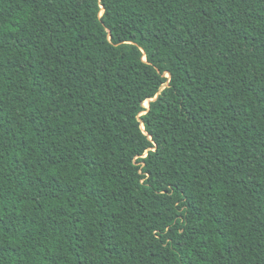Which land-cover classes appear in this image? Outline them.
Returning a JSON list of instances; mask_svg holds the SVG:
<instances>
[{"label": "trees", "instance_id": "16d2710c", "mask_svg": "<svg viewBox=\"0 0 264 264\" xmlns=\"http://www.w3.org/2000/svg\"><path fill=\"white\" fill-rule=\"evenodd\" d=\"M0 264H264V0H0Z\"/></svg>", "mask_w": 264, "mask_h": 264}, {"label": "snow or ice", "instance_id": "6c2138e0", "mask_svg": "<svg viewBox=\"0 0 264 264\" xmlns=\"http://www.w3.org/2000/svg\"><path fill=\"white\" fill-rule=\"evenodd\" d=\"M145 103L147 104V101H145ZM152 144H153V145H157V142H156L155 140H152ZM157 148H158V145H157L156 148H150L149 150H150V151H155V150H157Z\"/></svg>", "mask_w": 264, "mask_h": 264}]
</instances>
